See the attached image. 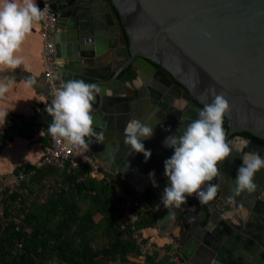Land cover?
Returning a JSON list of instances; mask_svg holds the SVG:
<instances>
[{
    "label": "water",
    "instance_id": "95a60500",
    "mask_svg": "<svg viewBox=\"0 0 264 264\" xmlns=\"http://www.w3.org/2000/svg\"><path fill=\"white\" fill-rule=\"evenodd\" d=\"M109 1L53 0L51 6L58 15L57 58L67 62L57 79L101 85L93 115L105 139L88 138L94 158L105 172L129 184L144 211L155 217L157 229L174 241L183 263L264 264V203L242 202L247 191L232 198L230 183L236 182L228 178L234 174L229 165L221 171L230 183L209 182L219 184L211 200L202 202L193 194L179 207L161 202L169 183L164 161L174 151L163 141L212 101V87L230 102L226 136L239 134L249 149L264 152L263 144L240 135L264 141V0ZM158 76L166 85L159 84ZM183 94L191 98L190 106ZM132 117L155 127L144 141L152 150L148 160L124 143ZM52 119L36 115L20 134L43 130L41 139L47 143ZM153 169L158 186L149 176Z\"/></svg>",
    "mask_w": 264,
    "mask_h": 264
},
{
    "label": "clouds",
    "instance_id": "9594fccd",
    "mask_svg": "<svg viewBox=\"0 0 264 264\" xmlns=\"http://www.w3.org/2000/svg\"><path fill=\"white\" fill-rule=\"evenodd\" d=\"M46 11L47 8H41L38 0H0V64L15 69L24 63V58L17 53L33 24L40 21ZM29 83H32L31 78ZM7 88V84H0V93ZM101 90L98 83L82 78L64 82L56 89L51 103L46 105L47 112L53 117L48 133L57 140L67 139L76 146H89V137L103 142L104 133L97 131L93 115V102ZM208 91L211 92L212 101L205 103L196 118L188 120L183 127L180 125L163 141L166 147L174 149L164 161V175L169 183L163 190L161 202L166 207H179L193 194L202 202L211 200L219 184L209 182L220 176V162L233 151L223 127L230 102L214 87ZM154 132L153 125L139 117H132L124 128V143L131 150L143 153L145 160H148L152 150L145 146L144 141L151 138ZM241 159L243 162L236 171L235 191L253 193L258 188L255 176L264 169V155L258 150L247 151ZM149 176L154 186H158L154 169ZM213 264L218 262L214 260Z\"/></svg>",
    "mask_w": 264,
    "mask_h": 264
},
{
    "label": "trees",
    "instance_id": "16d2710c",
    "mask_svg": "<svg viewBox=\"0 0 264 264\" xmlns=\"http://www.w3.org/2000/svg\"><path fill=\"white\" fill-rule=\"evenodd\" d=\"M242 134L264 143L249 133ZM60 178L62 184L54 183L53 187L44 189L46 200L37 202L47 186L44 181ZM121 190L134 193L125 180L107 172L103 179H96L78 169L61 170L50 166L36 169L21 187L0 196L5 203L6 217L10 216L11 205L16 201H23L20 210L26 216L19 225L10 219L6 225L0 224V264H32L34 261L39 264L50 261L52 264H134L130 257L138 258L140 252L125 222V211L118 196ZM24 191H27L26 196L20 193ZM29 203L31 207L26 212ZM140 215L139 226L156 229L157 221L151 213L142 211ZM146 261L173 264L167 254L160 258L155 253Z\"/></svg>",
    "mask_w": 264,
    "mask_h": 264
},
{
    "label": "crops",
    "instance_id": "0c3cea01",
    "mask_svg": "<svg viewBox=\"0 0 264 264\" xmlns=\"http://www.w3.org/2000/svg\"><path fill=\"white\" fill-rule=\"evenodd\" d=\"M99 7L104 8L105 5L100 4ZM42 50L40 26L36 21L17 53L24 58V63L15 69L0 64V84L8 85L6 91L0 93L1 175L16 174L28 168L34 169L41 160L44 148L48 143L42 142V131V134L41 132L37 134L34 132L29 136L20 134L26 127L32 126L28 122L30 118L36 115L43 118V121L52 118L46 108L50 101L44 77L45 68L42 61ZM66 65V60L60 58L59 70L62 71ZM103 65H106L105 60ZM30 78L32 80L31 84L29 83ZM6 116L7 121H5ZM148 232L150 237L157 243H166L167 238L162 231L157 229V225L156 229L148 230Z\"/></svg>",
    "mask_w": 264,
    "mask_h": 264
},
{
    "label": "built area",
    "instance_id": "2783aa9c",
    "mask_svg": "<svg viewBox=\"0 0 264 264\" xmlns=\"http://www.w3.org/2000/svg\"><path fill=\"white\" fill-rule=\"evenodd\" d=\"M38 1L41 8H47L45 16L37 22L40 26V36L43 44L44 77L50 88L49 101L51 103L56 89L63 85L57 79L59 58H57L56 52L55 32L58 25V15L51 7L53 0ZM45 166L61 170L78 169L87 171L92 178L96 179L105 177V171L94 158L89 146H76L67 139L61 138L57 140L50 135L49 141L44 148L43 156L35 169L30 170L28 173L21 171L16 174H0V196L17 190L29 175H34L36 169ZM118 196L122 200V208L125 211V222L129 224L132 237L139 248L138 262L140 264H149L146 261L148 256L155 253H164L170 257L171 263L185 264L176 251L174 241L171 238H167L165 244H157L153 240H149V236L146 235V229L139 226L140 213L144 211V203L139 196L135 192L131 193L123 190L118 193Z\"/></svg>",
    "mask_w": 264,
    "mask_h": 264
},
{
    "label": "flooded vegetation",
    "instance_id": "af4514ba",
    "mask_svg": "<svg viewBox=\"0 0 264 264\" xmlns=\"http://www.w3.org/2000/svg\"><path fill=\"white\" fill-rule=\"evenodd\" d=\"M166 74V73H165ZM167 75V74H166ZM168 77H170L169 75H168ZM171 78V77H170ZM156 79L158 80V82H159V84H163V85H166V83H167V81L164 79V78H162V77H160V76H158V77H156ZM165 81H166V83H165ZM148 89V88H147ZM182 90H183V88H181ZM149 91V90H148ZM148 93H150V91L148 92ZM183 99L184 100H186L187 101V103H188V106H190L191 105V98H189L188 96H186L185 94H183ZM223 126L225 127V128H227V122L225 121V119H224V124H223ZM180 127V126H179ZM178 128V127H177ZM240 135H242V137H245V138H249V137H247V136H244L243 134H240ZM239 134H232V135H229V136H226V139H228V140H230L231 141V143H232V146H233V151H232V153L228 156V157H226L223 161L225 162V164L220 168V176L218 177V178H216V180H219L220 181V183L224 186V185H226V184H228V183H230V180H228L227 178H226V176L225 175H223L222 173V168L223 167H225V165L227 166V165H229V167L232 169V171H233V173L234 174H232L231 176H229L228 178L229 179H233L234 181H235V178H236V171H237V169H238V167L242 164V159H241V156L243 155V153H245V152H247V151H253V149H249L248 147H247V145H246V143L244 142V141H242V140H240L239 139ZM110 137H114V136H110ZM250 140H253L254 142H257V143H260V144H263L264 145V143H262V142H260V141H258V140H255V139H252V138H249ZM261 140V139H260ZM236 155V156H233V155ZM261 154L262 155H264L263 154V152H261ZM257 180V182H258V188H257V190L254 192V193H252V194H250V193H246L245 195L247 196V197H245L243 200H242V202H245V203H249V201H253V203H254V205L256 206L257 205V201L259 200L260 202H263L264 203V169H261V170H259L258 172H257V174H256V176H255V181ZM234 185H236V184H234ZM234 185H232L231 183H230V191H231V194H232V198L235 196V194L237 193L236 191H235V186ZM256 194V195H255ZM252 196H253V199L254 200H252ZM218 198L219 197H217L216 199H215V201H217L218 200ZM230 201H232V200H230ZM233 202V201H232ZM264 216V215H263ZM250 263H252V264H254V261H251Z\"/></svg>",
    "mask_w": 264,
    "mask_h": 264
},
{
    "label": "rangeland",
    "instance_id": "374dc122",
    "mask_svg": "<svg viewBox=\"0 0 264 264\" xmlns=\"http://www.w3.org/2000/svg\"><path fill=\"white\" fill-rule=\"evenodd\" d=\"M122 40V38H121ZM46 183V187L43 188V191L40 193V195L37 197V202L39 203H42V201H45L46 200V196H45V193H44V189L45 191L48 190L50 187H53L54 183L55 185L57 186H60V184H62V180L61 178L58 180V181H52V182H48V181H44ZM23 192V190H20ZM20 192L21 194H24L25 196L27 195V191H24V193ZM37 194V193H36ZM42 195V196H41ZM39 200V201H38ZM24 206V203L23 201H16L14 203H12L11 205V208H10V216L9 217H6L4 215V212H5V203L3 201V199H0V224H4L6 225L7 222L9 221V219L15 224V225H19L21 224L24 219L26 218L25 216V212L20 210L22 207ZM30 207H31V203L27 204L26 205V212H29L30 210ZM100 218V216H98L97 220ZM146 235L149 236V240H153L151 237H150V233L148 232V230H146ZM154 241V240H153ZM156 242V241H154ZM157 243V242H156ZM159 244V243H157ZM162 244H165V243H162ZM159 254V257L161 258V256H164L165 254L164 253H157ZM130 261L134 264H140L138 262V259L137 257H130ZM53 262L50 261L49 264H52ZM32 264H39L38 262L34 261ZM109 264H119V263H109Z\"/></svg>",
    "mask_w": 264,
    "mask_h": 264
},
{
    "label": "bare ground",
    "instance_id": "6f19581e",
    "mask_svg": "<svg viewBox=\"0 0 264 264\" xmlns=\"http://www.w3.org/2000/svg\"><path fill=\"white\" fill-rule=\"evenodd\" d=\"M58 60H59V59H58ZM146 83L148 84V86H151L150 83H149L148 81H146ZM153 89H154V88H153ZM47 103H48V102H47ZM160 118H161V117H160ZM160 118L158 119V121H161ZM182 127H183V125H182ZM263 154H264V152H263ZM111 178H112V177H111Z\"/></svg>",
    "mask_w": 264,
    "mask_h": 264
}]
</instances>
